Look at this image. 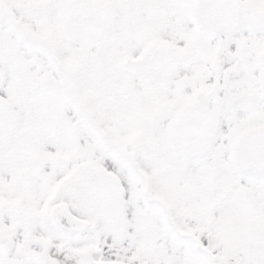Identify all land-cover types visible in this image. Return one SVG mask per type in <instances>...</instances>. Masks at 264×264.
Here are the masks:
<instances>
[{"label":"snow or ice","instance_id":"6c2138e0","mask_svg":"<svg viewBox=\"0 0 264 264\" xmlns=\"http://www.w3.org/2000/svg\"><path fill=\"white\" fill-rule=\"evenodd\" d=\"M0 264H264V0H0Z\"/></svg>","mask_w":264,"mask_h":264}]
</instances>
